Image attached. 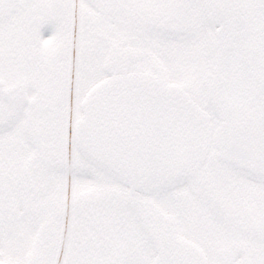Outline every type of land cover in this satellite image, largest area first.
<instances>
[{
	"label": "snow or ice",
	"instance_id": "obj_1",
	"mask_svg": "<svg viewBox=\"0 0 264 264\" xmlns=\"http://www.w3.org/2000/svg\"><path fill=\"white\" fill-rule=\"evenodd\" d=\"M0 264H264V0H0Z\"/></svg>",
	"mask_w": 264,
	"mask_h": 264
}]
</instances>
